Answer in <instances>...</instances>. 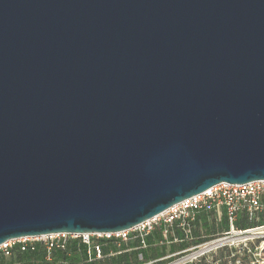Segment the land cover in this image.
Here are the masks:
<instances>
[{
	"label": "water",
	"instance_id": "95a60500",
	"mask_svg": "<svg viewBox=\"0 0 264 264\" xmlns=\"http://www.w3.org/2000/svg\"><path fill=\"white\" fill-rule=\"evenodd\" d=\"M261 179L264 0H0V245Z\"/></svg>",
	"mask_w": 264,
	"mask_h": 264
},
{
	"label": "built area",
	"instance_id": "2783aa9c",
	"mask_svg": "<svg viewBox=\"0 0 264 264\" xmlns=\"http://www.w3.org/2000/svg\"><path fill=\"white\" fill-rule=\"evenodd\" d=\"M200 213L211 215L209 219L217 227L212 231L213 233H205L204 225L197 224ZM223 218L226 219L227 226L219 230ZM241 221H247L251 225L240 226ZM157 227L162 229L165 236H173L168 240L170 244L209 237L201 244L167 255L159 261L178 256L168 264H188L210 252L228 249L232 253L231 257L250 255L251 264H264V179L242 184L219 183L204 192L174 204L164 212L144 220L131 229L118 232L55 233L23 237L21 248L23 250L33 249L37 243L34 240H43L47 248L46 258L50 260L54 247L65 249L69 238L82 239L88 245L87 253L90 260L93 255L99 259L104 256L102 244L92 240L93 236H97L98 239L126 240L134 232V239L140 242L139 247L145 248L148 246L147 237ZM176 230H180L183 236L175 235ZM196 230L200 233L198 235L200 238H196L197 236L194 238ZM11 252L12 240L0 245V254L10 255ZM234 262L235 264H246L241 258L234 259Z\"/></svg>",
	"mask_w": 264,
	"mask_h": 264
},
{
	"label": "trees",
	"instance_id": "16d2710c",
	"mask_svg": "<svg viewBox=\"0 0 264 264\" xmlns=\"http://www.w3.org/2000/svg\"><path fill=\"white\" fill-rule=\"evenodd\" d=\"M216 228L217 227L214 225L212 230ZM220 229H223L221 225L219 227V230ZM106 241L110 242L112 240L97 239L96 241L102 244V251L104 254L102 259H98L93 255V258L90 260L87 253L88 245L84 243L82 239H74L68 241L65 249L54 247L51 251L50 260L46 258L47 248L43 242H37L33 249L29 248L26 250H23L21 248V243H19L12 248L9 261H6L5 254H0V264H137V261L134 260L135 257L133 253H128L127 251L121 252L119 256L109 257L108 251L110 249L107 247L108 244H105ZM142 254L145 256V259L149 256L145 252H142ZM160 262L161 261H157L154 264H159Z\"/></svg>",
	"mask_w": 264,
	"mask_h": 264
},
{
	"label": "rangeland",
	"instance_id": "374dc122",
	"mask_svg": "<svg viewBox=\"0 0 264 264\" xmlns=\"http://www.w3.org/2000/svg\"><path fill=\"white\" fill-rule=\"evenodd\" d=\"M215 223H210L207 227L206 225H204V231H205V227H206V231L207 232H212V228L214 227ZM227 226V223L226 221L222 222L221 223V228H224ZM205 231V233H206ZM162 230L160 227H157V230H156V233H160L161 234ZM197 232V231H195ZM194 232V233H195ZM194 238H195V234H194ZM40 239H43V238H40ZM98 237L97 236H93L92 240H95L97 241ZM169 239V238H168ZM209 237H206V238H203V239H193V240H187L185 243L186 245L188 246H193V245H197V244H201L202 242H204L205 240H208ZM71 240H74V238H69V241ZM135 240L134 239V232L131 233L129 235V238L126 239V240H112V241H106L105 244H108V248L110 249L108 251V256H119L121 255L120 253L121 252H125L127 251V249L129 248L130 246V242ZM36 242H43V240H34ZM19 243H23V240L21 238L19 239H13L12 240V248L15 247L17 244ZM137 246H140V242H138V245ZM168 247V249L170 248V246H168L167 243H163V244H158L157 246H152V249L153 251L156 250H165L166 248ZM178 246H175L174 248H177ZM149 246L147 248H143V249H137V250H132V251H127L128 253H133L134 255V260L137 261L136 263L137 264H145L147 263V260L145 259V256L142 254V252L144 251V249H148ZM155 252V251H154ZM231 251L228 250V249H220V250H216L215 252H210L202 257H199L198 259L194 260V262L192 263H188V264H213V262L217 259L221 260L220 264H223L226 260L225 258H231V259H238V258H241L243 261L246 259L244 256H240V255H237V257H231ZM176 257H173V258H169V259H164L162 260L159 264H168L170 263L171 261H174ZM5 259L6 261H9L10 260V255H5ZM99 259H102V258H99ZM150 264V263H148Z\"/></svg>",
	"mask_w": 264,
	"mask_h": 264
},
{
	"label": "crops",
	"instance_id": "0c3cea01",
	"mask_svg": "<svg viewBox=\"0 0 264 264\" xmlns=\"http://www.w3.org/2000/svg\"><path fill=\"white\" fill-rule=\"evenodd\" d=\"M210 217H211V215H209L207 213H200L198 215L197 224L202 223L203 225H207L208 226L210 223H212L210 221V219H209ZM225 218H223V222L226 221ZM239 224L242 225L243 227H248V226L251 225L247 221H241ZM224 228H226V227H224ZM156 230H157V228H156ZM156 230L147 237V242H148L149 248L148 249H144V251H143V252H145V253H147L149 255L148 258L146 259L147 260V264L148 263L154 264L157 261H159L160 259L166 257L167 255H170V254L176 253V252H180L182 250H185V249H188V248L192 247V246L186 245L185 242H174V243L170 244V243H168V240L171 239L173 236H171V235L165 236L163 234V232H161V234L160 233H156ZM211 233H213V232H207V234H211ZM176 234L179 237L183 236L182 232L180 230H176L175 231V235ZM198 235H200V233L198 231L195 232V236H197L196 238H200V236H198ZM138 242L139 241L137 239L131 241L130 242V246L127 249V251H132V250L134 251V250H137L139 248L143 249V248L137 246ZM163 243H167L168 246H170V248L168 249V247H167L165 250L160 249L158 251L154 250L155 252L153 251L152 246H157L158 244H163ZM175 246H178V247L174 248ZM147 247H145V248H147ZM245 258L246 259L244 260V262L246 264H251L252 257L250 255H246ZM225 260L226 261L223 264H235L234 260L231 259V258H227L226 257ZM220 262H221V260L217 259V260H215L213 262V264H220Z\"/></svg>",
	"mask_w": 264,
	"mask_h": 264
}]
</instances>
